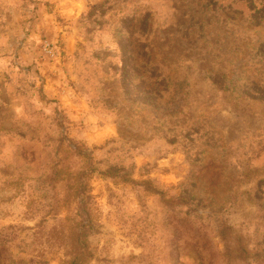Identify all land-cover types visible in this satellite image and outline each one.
Instances as JSON below:
<instances>
[{
	"label": "rangeland",
	"instance_id": "374dc122",
	"mask_svg": "<svg viewBox=\"0 0 264 264\" xmlns=\"http://www.w3.org/2000/svg\"><path fill=\"white\" fill-rule=\"evenodd\" d=\"M75 261L264 264V0H0V264Z\"/></svg>",
	"mask_w": 264,
	"mask_h": 264
},
{
	"label": "trees",
	"instance_id": "16d2710c",
	"mask_svg": "<svg viewBox=\"0 0 264 264\" xmlns=\"http://www.w3.org/2000/svg\"><path fill=\"white\" fill-rule=\"evenodd\" d=\"M133 61H136V62H137V60H133ZM144 63H146V64H152V65H157V64H155L154 62H151L150 60H147V62H144ZM158 67H160V65H159ZM128 79H129V78H128ZM141 79H142V81H144V80H143V77H142ZM144 95H146V96H144V97H146V99L150 97V94H147V92H144ZM154 101H155V99H154ZM153 103H154V102H153ZM81 257H82V253H79V254L77 255V260H78V259H81ZM72 263L74 264V263H76V261H75V262H72Z\"/></svg>",
	"mask_w": 264,
	"mask_h": 264
}]
</instances>
